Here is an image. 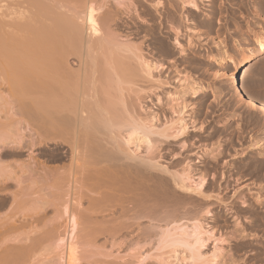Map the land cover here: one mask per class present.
Instances as JSON below:
<instances>
[{"label": "bare ground", "instance_id": "6f19581e", "mask_svg": "<svg viewBox=\"0 0 264 264\" xmlns=\"http://www.w3.org/2000/svg\"><path fill=\"white\" fill-rule=\"evenodd\" d=\"M210 1L0 0V264L233 263L223 246L248 236L251 216L264 223V174L234 188L250 160L216 173L207 163L219 164L220 142L215 151L214 143L203 147L197 161L189 154L161 163L170 142L180 138V150H190L181 139L201 128L187 121L183 97L213 89L189 75L173 79L163 64L218 38L219 27L198 28L221 23ZM252 26L246 37L255 35ZM235 45L232 56L216 41L206 60L241 65L214 77L231 79L237 101L264 115V102L248 98L244 86L264 59V30L254 47ZM171 79L182 86L165 90ZM263 147L250 141L232 159ZM204 158L207 167L194 177Z\"/></svg>", "mask_w": 264, "mask_h": 264}, {"label": "rangeland", "instance_id": "374dc122", "mask_svg": "<svg viewBox=\"0 0 264 264\" xmlns=\"http://www.w3.org/2000/svg\"><path fill=\"white\" fill-rule=\"evenodd\" d=\"M217 1L211 0L209 3L210 4L212 3L213 5H215V7H217V8H215L216 13L214 12V9L211 8V9H213L212 14L215 13L214 14L215 16L214 15L213 16L218 18L221 23L220 24L218 23V25L217 24H207V23H204L202 25L199 24L198 28H202V29L210 28V29H212L215 27H219L218 30L221 32H218V34H219L217 36L218 38H215V39H212L210 37L209 38L208 37L203 38L202 39L203 41L201 40V42H200V43H203V44H201L203 46H200L199 47L200 49H197V48H195L194 50L191 49L187 55L183 56V61H181V62L178 61L179 60L178 58L175 59L174 57L166 59V61L163 62L164 66L167 67L166 69H164V72H166V73L168 72L167 74H169V77H173L175 75L176 77H181V79H182L183 75H185V76L189 75V77H191V78L194 77L195 80H198L203 86H210V87H213V89H207L206 91H204L203 93H200L195 98L190 96V95H186L183 97L185 99V102L188 101V102H186L188 104V108L189 109L191 108L190 110L189 109L187 110V116H185L187 121L189 122V124H191V122L194 121V125L196 127L201 126V128L199 130H196V131H189L185 138L182 137L183 139H181V140L187 141V144L189 143L188 149H190V150L183 151L182 148H181L182 150H180V147H179L180 138L179 139L177 138L175 140L173 139L174 141H172V139H171L170 141H172V142H170L169 147L166 146L168 149H165V151H164L165 157H164V159H162L161 163L163 165L169 166L170 164H172L176 160H179V159L182 160L185 156H187V155L189 156V154H190L189 159H191L192 162L194 160L197 161L198 158L196 157V154L200 153L201 149L203 147L210 149L214 145L213 151H215L217 149V148L215 149V147L220 142V149L222 147V153L223 154L220 155L221 160L220 159L218 160L219 164L217 166H221V168L219 167L220 169L218 170V167L216 166L217 167L216 168L214 166L215 165L214 162H208V163L204 162L205 160L208 161V159L204 158L201 163H195L193 165V167L195 168V170L193 171L194 177H196V174L198 176L197 169L200 171V170H204V167H207L206 163L208 165H212V167L210 166L211 168L208 166L211 170L214 167V170L216 171V173L220 174L219 172L221 169H222L221 171L228 169L227 164H229V163H235V166H236L237 164L240 165V163H244L245 160H250L249 165L246 167L248 170L245 169L246 172L245 171L242 172L243 179L240 180V182L242 184L241 183L235 184L234 188H236L238 186L240 187L241 185H244V184H248V185L252 186L251 182L253 184H255L257 182L259 183L263 179L262 177L264 176V175L261 176V178L259 176L260 173L264 174L263 170H262V169H264V160L262 162H260V160L258 159V156H259L258 151H263L264 147H263V149L260 148L258 150H253V152L252 151L247 152V154L245 155V159L243 157L237 158V159H232V154L235 151H238L239 149L240 150L243 149L244 146H247L250 143V141H260V142H262V144L264 146V115L260 110H258V108L256 106H254V107L250 106L246 101L238 102L239 99H237L238 97L234 93V86L232 84H230L231 79L225 78V75H219L217 77H214V73L217 71H220V72L225 71L227 73L233 72V74H236L239 71L242 72L243 69H242L241 65H239L238 67H235V66L229 65L230 64L229 63V64L225 65V67L220 66L216 62L214 63V61H212V63L210 61H207L205 54H207V52H209V53L210 52H216L215 47H213V44L216 41L223 42L226 46V49L229 51V53L232 56H235L237 53L235 41H237L238 43H240L241 45H243L245 47L246 46L254 47L255 46L254 45L255 35L258 34V32L261 29L264 30V1L263 0H261V1L258 0L257 2L254 0H230V2H229V0H217ZM220 1H221V3H219ZM254 3H256V4L258 3V4L255 5ZM219 4H221V5H219ZM237 5H240V6H237ZM249 5H251L250 11H249L250 8H248ZM252 6H254V7H252ZM255 7H257V8H255ZM239 8H241V9H239ZM235 16H237V17H235ZM240 19H241V21H240ZM252 21H253V23H252ZM249 24L254 25L252 27H253V30L255 32V35L246 37L244 30L246 29L247 25H249ZM206 25L207 26L210 25V26L207 27ZM232 28L234 31L232 30ZM229 30H231V31H229ZM224 31L227 34L229 32L230 33L227 35ZM222 32L224 35H222ZM232 32H235L237 35L235 33H232ZM207 34H214V33L209 32ZM241 36L245 37L246 42L241 38ZM182 43H183V40H182ZM204 48H206V50ZM253 61H255V60L253 59L250 63H252ZM176 63H177V65H176ZM250 63H248V64H250ZM253 66H254V68L252 70H254L255 72L252 75H250V77L246 78L245 82H244L245 90L247 92V97L252 98L255 101H263L264 102V59L262 60V62L254 63ZM176 70H177V72H176ZM173 79H174V77H173ZM176 83H177V81L171 79L172 87L171 88L166 87L165 90L172 92V90H174L175 86L177 88L178 86L180 87L183 84L181 82H178L177 84ZM173 99L175 100V102L177 101V103L180 100L182 101L181 97H178V96H176ZM172 102L175 103L174 101H172ZM180 103L181 102H179L178 104H180ZM155 106H156V104H153V107L156 111L158 109V107L156 106V108H155ZM160 110H157V112H160ZM168 115H169V113L165 112V117H163V116H160V113H159L160 117L158 116V119L156 121L157 123L155 122V124H157V125L160 124L159 126L163 125V123H164L165 119H167L166 117H168ZM172 117H174V116L172 115ZM175 118H176V116L174 117V119ZM227 124H228V126H227ZM235 131H236V133H235ZM253 135H255V136H253ZM260 139H262V140H260ZM216 140H218V141H216ZM230 140L233 141L234 143L237 140L235 143L236 146H232L233 147L232 149H230V148H231V145H234V143L232 144V142ZM240 140H242V141H240ZM227 143H228V145H227ZM221 144H224V145L221 146ZM226 149H227L226 153H228V156L225 153ZM233 149H234V152L232 151ZM244 150H246V149H244ZM224 153H225V155H224ZM248 153L251 154V155L249 154V157H248ZM250 157H251V159H250ZM253 157H255V158H253ZM222 160H224V164H223ZM255 161H257V163ZM225 163H226V165H225ZM250 164H251V166H250ZM253 165H256V166L253 167ZM259 166H260V168L261 167L262 168L260 169ZM223 167H225V168H223ZM248 167H250V168H248ZM255 167H258L260 169V171L257 174H254L253 176L248 174V171L249 170H255L254 169ZM210 169H209V172L211 174L212 172H214V170L211 171ZM171 170H175V168H173ZM244 173L246 176L244 175ZM257 175H258V177H257ZM210 177H211V175H210ZM252 178L254 180H252ZM217 180H218V176H217ZM263 181H264V179H263ZM253 188L255 189V187H253ZM227 192L225 194L226 197L224 196L225 198H227L232 191L230 190ZM219 207H221V206L219 205ZM219 207L217 209V211H219L218 215H222V218L226 221L227 224H229V221H230V224H232L231 223L232 219H230V217H228V216L226 217V216H224V214H222L224 211V209H223L224 207L223 206L221 208H219ZM222 209H223V211H222ZM220 211H222V212L220 213ZM227 218L230 220H227ZM254 218H255L254 216H253V218L251 216V219H249L247 222L248 224H246V225H250V224L252 225V226L251 225L247 226V228H246L247 232H248V236L246 235L247 236L246 238L244 237L243 240L239 239V238L238 239L235 238L234 243H233V241L230 242L231 243L230 246H226V245L223 246L225 251H226V249H229V250H231L230 251L231 254L233 253L232 254V256H233L232 257L233 258L232 264H237L238 262H239L238 264H264V223L262 222L263 218L258 217L260 220L257 217L255 220H254ZM253 220L256 222H254ZM249 222H250V224H249ZM219 224H220V222L216 223V225H219ZM258 224H260V226ZM261 226H262V228H261ZM249 229H250V232H249ZM260 229H262V230H260ZM256 230H258V231H256ZM120 239H117V241L115 240V242H118ZM99 242L101 243V242H103V240H100ZM241 242H243V243H241ZM109 248H110V245L106 244V249L109 250ZM152 250L153 249L151 248V251ZM125 252L126 251H121V254H124ZM143 254H145V252ZM177 264H180V262L179 263L177 262Z\"/></svg>", "mask_w": 264, "mask_h": 264}, {"label": "flooded vegetation", "instance_id": "af4514ba", "mask_svg": "<svg viewBox=\"0 0 264 264\" xmlns=\"http://www.w3.org/2000/svg\"><path fill=\"white\" fill-rule=\"evenodd\" d=\"M217 29H218V27H217ZM217 29H216V30H217ZM35 152H36V151H35Z\"/></svg>", "mask_w": 264, "mask_h": 264}]
</instances>
